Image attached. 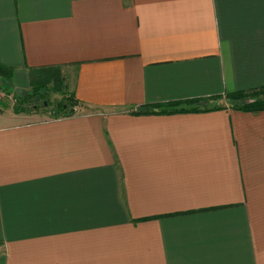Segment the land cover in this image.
Instances as JSON below:
<instances>
[{"label":"crops","instance_id":"0c3cea01","mask_svg":"<svg viewBox=\"0 0 264 264\" xmlns=\"http://www.w3.org/2000/svg\"><path fill=\"white\" fill-rule=\"evenodd\" d=\"M0 66V264H264V0H0Z\"/></svg>","mask_w":264,"mask_h":264},{"label":"trees","instance_id":"16d2710c","mask_svg":"<svg viewBox=\"0 0 264 264\" xmlns=\"http://www.w3.org/2000/svg\"><path fill=\"white\" fill-rule=\"evenodd\" d=\"M10 70L0 66V77L9 79ZM43 76H46V80H32L31 87L26 95L23 97L15 98L14 111L15 113H29L33 111H39V109L50 108L51 104L47 100L48 93H61V101L55 102V107L50 111V116L53 119L66 118L73 115L74 106L77 104L72 92H67V85L61 81V76L55 68L44 69L38 71ZM56 78V79H55ZM41 79V78H39ZM69 91V90H68ZM258 96L252 101L243 102L244 99L249 97ZM227 100L229 108L231 110L257 113L264 111V87L249 91H237L228 93L224 96ZM237 100H240L237 102ZM69 101V103H67ZM162 111V110H161Z\"/></svg>","mask_w":264,"mask_h":264},{"label":"rangeland","instance_id":"374dc122","mask_svg":"<svg viewBox=\"0 0 264 264\" xmlns=\"http://www.w3.org/2000/svg\"><path fill=\"white\" fill-rule=\"evenodd\" d=\"M68 70H64V76L66 77V75L68 74ZM59 74L63 77V73L61 72V71H59ZM66 74V75H65ZM64 78V77H63ZM2 88H3V85H1V88H0V90H2ZM4 89V88H3ZM0 92H2V91H0ZM67 92H71V91H68L67 90ZM26 95V93H22V91H20V92H16V96H14L15 98H17V97H21L22 99H23V97ZM255 98H258V96H254V97H249V98H247V99H244V101L243 102H246V101H252V100H254ZM13 100V98H11V101ZM47 100L51 103V104H53V105H51L50 106V108H47V109H39V118H41V119H53L49 114H50V111L52 110V109H54V107H55V102L57 101H61V100H63L62 99V96H61V93H48V95H47ZM222 100V102L220 101V103L221 104H224V106H229V104H228V102H227V100H224V99H221ZM238 101H240V100H237V102ZM13 103H14V100H13ZM67 103H69V101H67ZM239 103V102H238Z\"/></svg>","mask_w":264,"mask_h":264}]
</instances>
